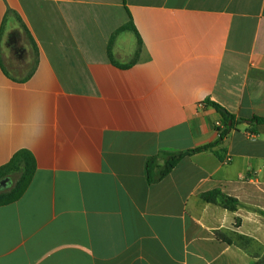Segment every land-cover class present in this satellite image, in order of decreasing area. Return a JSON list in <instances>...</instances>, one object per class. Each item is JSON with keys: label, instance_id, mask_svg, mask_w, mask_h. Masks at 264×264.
<instances>
[{"label": "crops", "instance_id": "1", "mask_svg": "<svg viewBox=\"0 0 264 264\" xmlns=\"http://www.w3.org/2000/svg\"><path fill=\"white\" fill-rule=\"evenodd\" d=\"M132 23L140 39L119 28ZM232 119L221 142L215 122ZM264 0H0V264L264 258ZM248 133L254 134V137ZM216 143V144H215ZM214 144L149 183L146 162ZM238 201L230 212L202 195ZM257 247V249H256Z\"/></svg>", "mask_w": 264, "mask_h": 264}, {"label": "trees", "instance_id": "2", "mask_svg": "<svg viewBox=\"0 0 264 264\" xmlns=\"http://www.w3.org/2000/svg\"><path fill=\"white\" fill-rule=\"evenodd\" d=\"M123 31H131L136 35L137 41H138V46H137V51H136V57H137L139 54V48L141 44H140L139 36L132 23H128L124 25L123 27L119 28L111 36L109 44H108L109 57L111 56L110 47L112 45V42L114 41V38L120 32H123ZM210 104L218 112L221 113L223 111L222 107L218 105L217 103L210 102ZM221 115L224 120L223 123H224L225 129L219 136L216 143L221 142L224 136L226 135L227 131L231 128V125L228 124L229 121H231L232 123V119L229 115H227V113L225 114L221 113ZM255 122L263 123L264 119L255 118ZM213 145L214 144H208V145H205V146H202V147L190 150V151L170 154L167 160L164 162V165H162L161 167H159L157 164L158 157L157 156L152 157L146 162V165H145V171L147 174L148 182L154 183V182L160 181L178 164V162L182 158L192 153L208 151L212 148ZM35 166L36 165H35V160L33 156L27 151H20L12 157V159L10 160L8 164H6L3 167H0V180L6 177H9L11 174H15V173L19 174L17 180L15 181L14 185L9 191L0 192V206L12 204L21 198V196L25 193V191L27 190L32 180V176L35 171ZM202 199L210 203H217V200H219L218 204L222 208L230 212H234L238 206V201L236 199L224 196L218 191H213V192L203 194ZM256 264H261V263H256Z\"/></svg>", "mask_w": 264, "mask_h": 264}, {"label": "rangeland", "instance_id": "3", "mask_svg": "<svg viewBox=\"0 0 264 264\" xmlns=\"http://www.w3.org/2000/svg\"><path fill=\"white\" fill-rule=\"evenodd\" d=\"M19 174L18 173H15V174H11L8 178H9V181L10 182L7 187H5L4 189H1L0 192H6V191H9L12 186L14 185L15 181L17 180ZM257 249V247H256ZM257 256H259L257 250H255V264L256 263H261V264H264V258H257Z\"/></svg>", "mask_w": 264, "mask_h": 264}, {"label": "built area", "instance_id": "4", "mask_svg": "<svg viewBox=\"0 0 264 264\" xmlns=\"http://www.w3.org/2000/svg\"><path fill=\"white\" fill-rule=\"evenodd\" d=\"M214 126H215V129L217 132V136L219 138V136L221 135V133L225 129L224 123L217 121V122H215ZM248 134H249V136L254 137V134H252V133H248Z\"/></svg>", "mask_w": 264, "mask_h": 264}, {"label": "water", "instance_id": "5", "mask_svg": "<svg viewBox=\"0 0 264 264\" xmlns=\"http://www.w3.org/2000/svg\"><path fill=\"white\" fill-rule=\"evenodd\" d=\"M223 113L225 114L224 111H223ZM228 124L230 125V122H229ZM8 181H9V178L6 177V178L0 180V184H5V183H7Z\"/></svg>", "mask_w": 264, "mask_h": 264}, {"label": "flooded vegetation", "instance_id": "6", "mask_svg": "<svg viewBox=\"0 0 264 264\" xmlns=\"http://www.w3.org/2000/svg\"><path fill=\"white\" fill-rule=\"evenodd\" d=\"M10 182H7L5 184H0V190L1 189H4L5 187H7V185L9 184Z\"/></svg>", "mask_w": 264, "mask_h": 264}]
</instances>
